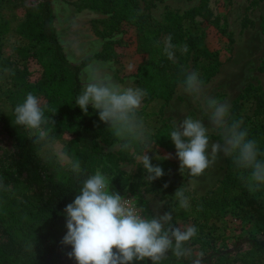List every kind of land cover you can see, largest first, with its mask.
<instances>
[{"label": "rangeland", "instance_id": "rangeland-1", "mask_svg": "<svg viewBox=\"0 0 264 264\" xmlns=\"http://www.w3.org/2000/svg\"><path fill=\"white\" fill-rule=\"evenodd\" d=\"M31 1L5 0L1 11L9 23V32L2 38L0 47V165L8 164L16 153L14 144L4 132L2 117L9 110L5 95L11 86L12 74L24 66L23 53L28 42L16 31L18 25L26 18L25 5ZM147 3H150L149 8L144 12L156 22H164L165 14L169 13L181 17L184 37L175 45V56L172 60L174 63L177 59L180 60L181 70L173 77L174 80H171L173 94L168 102L150 98L151 88H145L141 78L137 76L143 56L137 53L133 28L122 26L112 29L107 24L110 23V15L80 6L76 0H52L54 27L67 61L78 65L85 58H90L88 64L94 63L102 73L110 74L115 82L125 87L135 86L146 90L147 95L138 115L143 118L146 128L150 131L151 140L158 130L167 129L170 133L173 122L182 121L186 117L200 119L206 127L209 126L210 113L199 99L187 94L181 86L183 72L190 71L199 73L204 83L203 91L207 96L227 102L230 110L240 105L238 115L234 118L242 121L243 128L249 133L258 130V123L264 121V114L257 100L262 96L264 98V0H141L140 6L143 8ZM185 35L198 37L208 50L215 54V63H208L203 57L193 61L187 56L188 51L192 55L190 50L182 53L180 48L183 45L190 49L185 42ZM161 42L164 47V38ZM99 55H103L104 59L98 57ZM212 66V70L208 69ZM29 67L30 80L33 81L38 78L40 69L34 61ZM5 68L12 71L5 73ZM82 70L79 74L81 88L85 84ZM107 127L105 124L100 127L97 141L104 155V163L113 172L108 179L120 177L123 180L125 193L122 196L132 198L138 209L145 208L146 211L141 212L143 216L151 217L158 211L163 215L172 211L173 224L179 222L181 226L194 225L198 229L197 237L188 244L193 250V257L177 260L171 252L167 254L176 264L193 260L201 252L204 254L210 244H229L234 239L248 234L264 236V226L261 222L264 218V188L251 193L239 179L234 180V185L243 184V191L240 187H236L235 191L242 194L240 199H227L229 203L224 210L213 212L209 216H203L202 211H193L194 207L198 206L196 197L214 190L226 178L230 167L235 168L231 158L220 154L216 162L196 178L190 177L187 170L180 173L179 160L176 158V167L169 173L171 188L168 190L163 186L164 183L160 182L161 178L151 184L144 179L146 173L139 160L143 154L142 148L137 144L132 150L122 151L120 142L111 138L112 133L106 131ZM209 137L210 145L223 143L220 133L211 128ZM63 147L60 141L43 147L36 154L31 168L23 175L22 183L2 191L6 194L12 191L13 200L0 199V217L4 218L0 223V255L16 260L37 256V250L27 247L25 235L20 231L8 233L9 228L5 230V227H8L11 220L19 219L28 211L38 209L37 196L47 191L45 175L55 173L60 168H72L73 161L62 159ZM152 151L148 153L151 162L155 161L152 164H158L164 169L162 162L156 161L157 156L161 157L159 150L154 148ZM181 187L188 197L187 209L180 208L178 199L174 197ZM12 209L13 212H10ZM34 223L36 240L37 231L47 237L46 241L41 242L42 248L48 249L44 260L65 263L67 254L71 251L70 246L61 244L67 232L66 220L54 223L48 219L45 223ZM14 225L18 229L21 226L16 223L10 226ZM39 227L42 230H39ZM233 264H264V253L250 259H238Z\"/></svg>", "mask_w": 264, "mask_h": 264}, {"label": "trees", "instance_id": "trees-1", "mask_svg": "<svg viewBox=\"0 0 264 264\" xmlns=\"http://www.w3.org/2000/svg\"><path fill=\"white\" fill-rule=\"evenodd\" d=\"M76 2L80 6L90 7L110 15V23L107 24L112 29L122 26L134 29L137 53L143 56L137 76L141 78L145 88H151L150 98H158L164 103L168 102L173 94L171 80H174L173 77L181 69L179 59L174 63L164 54L161 39L164 38V41H166V38L171 36L173 45L182 41L184 33L181 17H175L169 13L165 14L164 22H156L152 16L144 12L149 8L150 3L145 4L142 8L140 6L141 0H76ZM4 3L5 0H0V47L2 38L9 32V23L1 12ZM25 6L26 18L18 25L16 31L19 36L28 42L23 53L24 66L15 70L12 74L11 86L5 95L9 110L2 117L4 132L14 144L16 153L8 164L0 165V182L3 185L0 187V199L13 200L12 191L9 194L2 193V191L7 187L15 188L22 183L21 179L33 165L36 154L48 145L34 143V138H30L28 131L13 125L14 108L24 101L28 93H32L40 99L45 115L55 121L51 130V135L55 138L54 142L60 141L63 143V154L70 157L69 160L71 161L78 160L82 171L78 174L72 168H60L55 173L45 175L47 191L37 196L38 209L28 211L19 219L11 220L8 227H5V230L9 228L8 233L20 231L21 234L25 235L28 238L25 239L28 243L27 247L37 250V256H28L25 259L16 260L10 259L6 255H0V264H76L74 259H67L65 263L45 261L44 257L48 249H43L41 242L46 241L47 237L37 231L36 240L33 232L35 230L34 222L43 221L45 223V220L48 219H51L54 223L65 221L64 209L74 201L84 179L95 174L97 170L111 178L113 172L104 163V155L97 141L100 127H103L104 123L99 121L98 114L91 107L88 109V114L85 115L76 105V98L82 90L79 74L91 59L85 58L78 65L70 64L67 61L54 27L52 0H32L31 3ZM185 36H187L185 42L190 47L188 50L192 51V55L189 51L187 52L188 57L193 61L203 57L208 63H215V54L210 52L198 37ZM37 47L39 50H37ZM98 57L104 59L103 55ZM32 61L40 69L38 78L33 81L30 80L29 67ZM208 69L212 70L213 66L208 67ZM257 100L258 106L264 114L263 96ZM239 107L240 105H236L231 108L233 117L238 115ZM258 127H260L258 130L248 132L249 138L255 139L258 142L260 151L264 152V121L258 123ZM106 131H109L108 127ZM111 138L114 139L115 137L112 135ZM169 138V131L161 129L157 131L151 140L155 145L153 149L159 150V156H161L156 161L160 160L164 165V175L161 177L160 182L162 181L164 185L167 184L168 190L171 188L168 180L169 173L176 167L177 158L174 144ZM115 140L117 141L116 138ZM167 156H171V158L165 159ZM153 165L158 166V164ZM58 175L60 178H55ZM235 179H239L238 170L230 167L226 178L214 190L196 197L198 206H195L193 211H202L203 216H209L213 212L224 210L229 203L227 199H240L242 194L235 191L236 187L242 189L243 184L234 185ZM109 181L110 191H117L121 196L125 193L123 180L120 177H114ZM214 199L221 200L214 201ZM143 210L146 211L145 208ZM10 212H13V209ZM3 219L0 217V223ZM261 222L264 226V218ZM12 223L21 226L18 229L16 225L10 226ZM39 230H42L41 227H39ZM263 253V234H248L234 239L229 244L224 242L219 245L210 244L201 260L202 264H233L238 259H250ZM133 264H137V262L134 261ZM140 264H151V262L144 261ZM160 264H176V262L167 257ZM184 264H192V260Z\"/></svg>", "mask_w": 264, "mask_h": 264}, {"label": "clouds", "instance_id": "clouds-1", "mask_svg": "<svg viewBox=\"0 0 264 264\" xmlns=\"http://www.w3.org/2000/svg\"><path fill=\"white\" fill-rule=\"evenodd\" d=\"M171 40V36L166 38L163 49L169 60L174 59L176 47ZM180 51L186 53L187 45H183ZM11 71L4 69L5 73ZM82 73L85 84L76 98L77 107L85 115L91 107L98 114L99 121L107 125L120 142L122 151L132 150L137 144L142 148L139 160L146 173L145 180L151 184L161 178L163 169L154 166L148 155L155 147L150 139L151 133L138 115L146 90L122 86L110 74L102 73L94 63L88 64ZM182 75L180 83L184 91L199 99L210 115L208 127L204 121L192 117L173 122L169 139L176 150L180 173L187 170L190 177H200L223 154L231 158L238 170V178L251 193L264 188V152L260 151L258 142L249 138L241 120L232 117L227 102L204 93V83L198 72H183ZM12 121L13 125L28 131L34 143L51 144L55 140L51 135L55 121L45 115L40 99L32 93L16 105ZM210 128L220 133L223 143L210 145ZM62 159L69 160L70 157L64 155ZM72 170L81 173L78 160L73 161ZM174 197L178 199L180 208L189 207L183 187L175 192ZM142 211L132 198L126 199L119 192L110 191L108 177L99 170L89 175L83 180L74 201L64 209L67 232L61 244L71 247L68 259H74L76 264H133L134 261L137 264L144 261L160 264L167 259L169 252L177 260L193 257L188 244L198 235L194 225L173 224L172 211L163 215L158 211L151 217L141 215ZM202 257L201 252L192 264H202Z\"/></svg>", "mask_w": 264, "mask_h": 264}, {"label": "built area", "instance_id": "built-area-1", "mask_svg": "<svg viewBox=\"0 0 264 264\" xmlns=\"http://www.w3.org/2000/svg\"><path fill=\"white\" fill-rule=\"evenodd\" d=\"M126 199H128V198H130V197H128V196H124ZM133 202H134V204H135V206L137 207V205H136V203H135V201L133 200ZM138 208V207H137ZM141 215H142V213H141Z\"/></svg>", "mask_w": 264, "mask_h": 264}]
</instances>
